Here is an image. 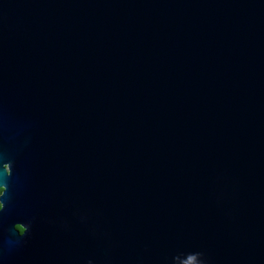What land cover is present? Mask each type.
<instances>
[{
	"label": "water",
	"instance_id": "1",
	"mask_svg": "<svg viewBox=\"0 0 264 264\" xmlns=\"http://www.w3.org/2000/svg\"><path fill=\"white\" fill-rule=\"evenodd\" d=\"M0 187V264H264V0H0Z\"/></svg>",
	"mask_w": 264,
	"mask_h": 264
},
{
	"label": "flooded vegetation",
	"instance_id": "2",
	"mask_svg": "<svg viewBox=\"0 0 264 264\" xmlns=\"http://www.w3.org/2000/svg\"><path fill=\"white\" fill-rule=\"evenodd\" d=\"M1 189L2 187H0V192H1ZM24 217H22L21 215L16 217V224L20 225L21 226V229H22V233H27V230L31 224L30 221H27V225H25L24 221L21 220L23 219ZM62 264H69V262H63Z\"/></svg>",
	"mask_w": 264,
	"mask_h": 264
}]
</instances>
